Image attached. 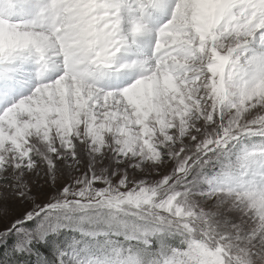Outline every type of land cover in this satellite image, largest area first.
<instances>
[{
	"label": "clouds",
	"instance_id": "9594fccd",
	"mask_svg": "<svg viewBox=\"0 0 264 264\" xmlns=\"http://www.w3.org/2000/svg\"><path fill=\"white\" fill-rule=\"evenodd\" d=\"M62 4L13 18L0 53L22 55L21 187L46 190L29 199L63 264H264V0H174L142 27Z\"/></svg>",
	"mask_w": 264,
	"mask_h": 264
},
{
	"label": "snow or ice",
	"instance_id": "6c2138e0",
	"mask_svg": "<svg viewBox=\"0 0 264 264\" xmlns=\"http://www.w3.org/2000/svg\"><path fill=\"white\" fill-rule=\"evenodd\" d=\"M96 2L103 3L110 12L125 17L129 24H136L138 27L159 17L170 18L174 7V0ZM62 8V0H0V29L12 33L15 31L13 18L40 21L55 16ZM21 64L22 55L15 47H6L0 53V264H5V256L8 253H11V258L7 264H49L50 258L54 259L56 264H63L65 253L49 238L48 232L40 225H37L35 230L29 229V223L36 224L37 220V214L33 211L34 205L29 197L34 194L43 197L46 190L37 189L35 186L27 190L21 187L23 178L20 177L19 170L28 171L27 166L32 156L28 151L31 142L23 125L9 115L17 102V93L22 83L18 78L22 71ZM245 134L254 133L248 130ZM26 140L29 142L25 143ZM261 150L264 151V145H261ZM256 157L257 153L253 151L246 153L244 160L251 161ZM161 255H164L162 242ZM177 255L185 258L183 264H198L190 252H178ZM88 264L94 262L89 261ZM132 264H138V261L134 260ZM163 264H178L176 255L166 257Z\"/></svg>",
	"mask_w": 264,
	"mask_h": 264
},
{
	"label": "rangeland",
	"instance_id": "374dc122",
	"mask_svg": "<svg viewBox=\"0 0 264 264\" xmlns=\"http://www.w3.org/2000/svg\"><path fill=\"white\" fill-rule=\"evenodd\" d=\"M30 179H31V178H30ZM35 226H36L35 223H29V229H32V228L35 227ZM20 227H22V225H21ZM10 258H11V256H8V255L5 256V264H7V261H8ZM93 259H94V258H93ZM89 261H91V259H90ZM128 264H131L130 259L128 260Z\"/></svg>",
	"mask_w": 264,
	"mask_h": 264
},
{
	"label": "trees",
	"instance_id": "16d2710c",
	"mask_svg": "<svg viewBox=\"0 0 264 264\" xmlns=\"http://www.w3.org/2000/svg\"><path fill=\"white\" fill-rule=\"evenodd\" d=\"M7 255H8V256H11V253H8Z\"/></svg>",
	"mask_w": 264,
	"mask_h": 264
}]
</instances>
